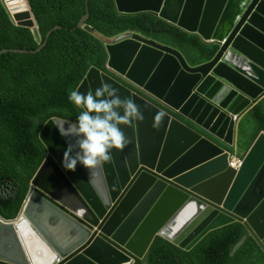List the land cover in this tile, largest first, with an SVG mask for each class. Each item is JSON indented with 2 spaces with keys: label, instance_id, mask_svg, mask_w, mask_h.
<instances>
[{
  "label": "water",
  "instance_id": "obj_1",
  "mask_svg": "<svg viewBox=\"0 0 264 264\" xmlns=\"http://www.w3.org/2000/svg\"><path fill=\"white\" fill-rule=\"evenodd\" d=\"M114 3L121 14L157 15L199 37L211 52L203 61L188 60L136 31L106 43L107 71L120 80L90 68L76 91L111 83L121 98H134L144 119L121 126L127 146L113 149L112 160L92 172L79 164L64 170L66 139L75 138L59 135L52 122L63 119L43 124L47 156L17 217L0 218V264H133L156 237L188 251L233 222L242 223L264 252V132L238 169L228 166L238 130L233 117L264 96V0ZM28 12H17L15 23L31 28L41 43ZM158 112L166 115L153 128Z\"/></svg>",
  "mask_w": 264,
  "mask_h": 264
},
{
  "label": "trees",
  "instance_id": "obj_2",
  "mask_svg": "<svg viewBox=\"0 0 264 264\" xmlns=\"http://www.w3.org/2000/svg\"><path fill=\"white\" fill-rule=\"evenodd\" d=\"M28 3L41 43L31 28L14 23L0 0V51L8 50L0 55V215L8 219L20 212L31 180L46 158L41 127L53 118L76 120L81 109L69 95L90 68L105 70L106 39L131 30L178 50L188 60L203 61L211 52L199 37L153 13H119L114 0ZM86 13L87 19L78 27ZM43 43L34 53L13 51H34ZM252 117L256 123L253 141L264 132V114L255 106ZM256 252L261 253V263ZM133 264H264V252L242 223L233 222L208 232L188 251L156 237L144 258Z\"/></svg>",
  "mask_w": 264,
  "mask_h": 264
},
{
  "label": "clouds",
  "instance_id": "obj_3",
  "mask_svg": "<svg viewBox=\"0 0 264 264\" xmlns=\"http://www.w3.org/2000/svg\"><path fill=\"white\" fill-rule=\"evenodd\" d=\"M28 7L31 9L30 5ZM12 20L15 23L13 18ZM121 35L131 36L129 31L122 32L106 39L104 44L106 45L108 41H117ZM107 69L105 64V70L107 71ZM69 100L81 109L76 120L68 122L63 119L52 122L61 137L75 138L74 143L66 139L67 147L61 162V167L66 171H75L79 164L88 172H92L110 162L113 158L112 150H123L128 143L121 126L130 127L134 122L144 119L140 106L134 98L130 96L121 98L119 90L108 82L102 83L95 90L86 92L74 90L70 93ZM165 115L163 112L156 113L153 118V128H158L163 123ZM233 120L237 121L236 116L233 117ZM245 153L235 157L241 158L242 162ZM231 156L233 155L230 153L229 158ZM16 217L8 219L0 215V218L5 221Z\"/></svg>",
  "mask_w": 264,
  "mask_h": 264
},
{
  "label": "crops",
  "instance_id": "obj_4",
  "mask_svg": "<svg viewBox=\"0 0 264 264\" xmlns=\"http://www.w3.org/2000/svg\"><path fill=\"white\" fill-rule=\"evenodd\" d=\"M257 106L259 107V110L262 114H264V96L261 97L255 104L251 105L250 107L247 108V110L243 113V115H241L239 117V119L237 120V138H235V145L234 147L230 150L231 151V155L233 156H241L243 153L246 152V150L250 147V145L252 144V138L254 136V133L252 134V136L249 138L248 143L246 148H242V144L245 143L246 141V137L249 133L248 129L244 126L243 121L250 118L251 120L255 121L252 117V109ZM256 128V124L254 127V131Z\"/></svg>",
  "mask_w": 264,
  "mask_h": 264
},
{
  "label": "bare ground",
  "instance_id": "obj_5",
  "mask_svg": "<svg viewBox=\"0 0 264 264\" xmlns=\"http://www.w3.org/2000/svg\"><path fill=\"white\" fill-rule=\"evenodd\" d=\"M6 7L11 15V17L14 19V16L17 12L22 13L23 15H29V7L27 6L26 0H19L17 3H9L7 0H5ZM12 6H17L16 8H12ZM184 58H186L184 56ZM188 59V58H186ZM86 92V91H85ZM237 138V136L235 137ZM33 246L35 247V238H30Z\"/></svg>",
  "mask_w": 264,
  "mask_h": 264
},
{
  "label": "rangeland",
  "instance_id": "obj_6",
  "mask_svg": "<svg viewBox=\"0 0 264 264\" xmlns=\"http://www.w3.org/2000/svg\"><path fill=\"white\" fill-rule=\"evenodd\" d=\"M243 124H244V126L248 129V131H249V133H248V135H247V139H246V141H245V143H243L242 144V148H246V146H247V143H248V140H249V138L252 136V134L254 133V127H255V121H253V120H251L250 118H248V119H246V120H244L243 121ZM259 254H261V253H259V252H256L255 253V257H256V261L258 262V263H261L262 262V258L259 256Z\"/></svg>",
  "mask_w": 264,
  "mask_h": 264
},
{
  "label": "built area",
  "instance_id": "obj_7",
  "mask_svg": "<svg viewBox=\"0 0 264 264\" xmlns=\"http://www.w3.org/2000/svg\"><path fill=\"white\" fill-rule=\"evenodd\" d=\"M228 165L230 167L234 168V169H238L240 167V165H241V158L235 157V156H231L228 159Z\"/></svg>",
  "mask_w": 264,
  "mask_h": 264
},
{
  "label": "flooded vegetation",
  "instance_id": "obj_8",
  "mask_svg": "<svg viewBox=\"0 0 264 264\" xmlns=\"http://www.w3.org/2000/svg\"><path fill=\"white\" fill-rule=\"evenodd\" d=\"M99 70V69H98ZM101 72H105V73H107V74H110V73H108V71H106V70H100ZM110 75H112V74H110ZM113 77H116L118 80H120L117 76H114V75H112ZM47 156V155H46Z\"/></svg>",
  "mask_w": 264,
  "mask_h": 264
}]
</instances>
